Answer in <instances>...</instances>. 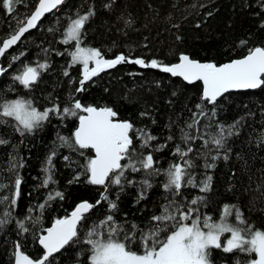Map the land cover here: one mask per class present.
I'll list each match as a JSON object with an SVG mask.
<instances>
[{"label":"trees","instance_id":"1","mask_svg":"<svg viewBox=\"0 0 264 264\" xmlns=\"http://www.w3.org/2000/svg\"><path fill=\"white\" fill-rule=\"evenodd\" d=\"M37 2L16 0L12 12L0 3V45L16 32L19 22L26 20ZM89 11L93 15L82 30L81 46L100 50L105 59L123 54L129 61L140 58L148 63L155 59L168 65L187 54L193 59L222 64L245 56L249 49L264 47V0H65L46 15L3 57V66L9 69L0 79V104L22 98L31 100L40 111L58 105L62 112L76 100L84 106L110 107L117 112L116 119L128 120L135 129L156 137L144 149L140 147L139 132L130 133L137 152H152L160 174L126 172L127 178L136 183H125L123 189L110 185L108 200L96 204L105 188L90 184L84 169L94 152L63 146L59 139H72L78 116L85 113H51L41 127L23 134L16 130L13 117L0 116V140L5 141L0 143V199L8 198L0 203V219L6 220L0 225V264H14L18 243L32 258L42 256L40 235L84 200L96 206L80 222L77 237L51 256L49 264H91V245L86 241L93 226L113 215L125 231L131 230L133 224L146 228L151 217L159 215L170 201L186 208L191 200L202 197L193 207L199 209L201 217L209 216L216 222H220L225 205L234 206L228 217L230 224L264 230V86L229 92L212 104L202 100L201 81L189 84L161 68L121 62L86 81L85 90L78 92L83 65L72 63L70 53L75 51V41H63L71 19ZM38 64H46L47 68L39 69L40 75L30 87L14 80L25 65ZM201 109L204 115L196 116L199 123L188 128L193 114ZM221 126L224 144L217 148L211 140L221 134ZM182 130L195 138L183 142ZM177 145L184 151L193 149L184 159L191 161L193 166L188 171L195 180V186L186 185L179 196L163 188L164 170L183 163L175 154ZM161 146L160 151L155 150ZM14 164L23 167L13 168ZM49 175L52 179L45 185ZM17 176L21 178V194L13 206L10 201ZM77 176L79 179H74ZM207 177H211L208 190L201 191ZM144 179L149 180L150 188L140 183ZM57 191L63 193V199L49 200V194ZM109 201H114L117 209H110ZM41 204L46 206L40 209ZM236 209L246 224L236 220ZM6 212L10 216L6 217ZM18 221L24 222L27 232L20 229ZM229 235L225 233L222 241ZM131 247L141 250L135 243ZM256 258V253L239 250L212 251L213 264H250Z\"/></svg>","mask_w":264,"mask_h":264},{"label":"snow or ice","instance_id":"2","mask_svg":"<svg viewBox=\"0 0 264 264\" xmlns=\"http://www.w3.org/2000/svg\"><path fill=\"white\" fill-rule=\"evenodd\" d=\"M14 2L16 0H0L3 8L8 12L13 11ZM62 3L64 0H38L31 16L25 21H20L22 26L18 28L15 34L3 41V46L0 47V56L16 44L24 33L36 27V22L45 13L52 12ZM91 15L93 13L89 11L71 19L63 41L65 44L69 41H75V51L70 53L72 63L83 65L78 92L85 90L86 81L97 76L106 68H112L121 62L161 68L162 71L171 73L173 76L183 77L188 82L202 81V100L212 104H215L218 97L231 89H257L264 86V47L249 49L248 54L244 57L220 65L211 62L201 63L190 59L185 54L179 56L178 63L171 65L161 64L155 59L148 63L140 58L129 61L123 54L117 55L114 59H105L100 50L81 47L82 30ZM13 59H18V57H13ZM90 61L94 62V67H89ZM45 68H47L46 64H38L36 67L25 65L23 70L13 78L28 88L37 81L40 75L39 69ZM5 71L6 69L0 68V73ZM196 107L201 108V105ZM78 110L85 114L78 116L79 125L73 133V138L59 137V139L63 146H78L79 149H90L94 152V155L87 159L84 169L88 174L90 184L102 185L105 188V193L101 194V198L96 201V204L108 200L106 193L110 185H117L123 189L125 183H136V181L127 178L126 172L137 173L143 170L149 176L160 174V170L155 168L152 152H148L147 155L137 152L136 142L130 133L139 132L140 147L144 149L150 147L151 142L156 137L147 131L135 129L128 120L116 119L117 112L110 107L84 106L79 100H76L70 108H63L62 112L58 105L40 111L33 106L31 100L22 98L6 100L0 104V116L13 117L17 122L16 130L20 131L21 134L30 133L41 127L42 123L49 119L51 113L62 116H77ZM197 115L203 116V110L201 109L198 114H193V121L187 125L188 128H193L199 123V120L196 119ZM223 131V126H221V134L211 140V143L217 148L223 147ZM228 134L231 135V131ZM194 138L182 130L183 142L188 143ZM168 139L171 140L172 137L170 136ZM0 143H5V141L0 140ZM204 143L208 145L209 141L205 140ZM162 147L164 146L155 150L160 151ZM192 151L191 147L184 151L177 145L175 154L180 156L183 163H174L164 170L166 182L163 184V188L176 196L180 195L181 189L186 185L195 186L194 177L188 171L193 165L190 160L184 159ZM55 154L53 152L52 156ZM212 159H217V157H212ZM51 162L52 157L50 156L48 158L49 166H51ZM206 166L214 167V165ZM12 167H23V165L14 164ZM51 179L52 177L49 175L44 184L47 185ZM74 179L78 180L79 176ZM210 181L211 177H207L201 191L208 190ZM140 183L148 188L152 186L148 179H144ZM20 185L21 178L17 176L15 192L10 201L13 206L17 202L16 198L21 194ZM54 198L63 199V193L57 191L54 195L49 194V200ZM143 198L144 193L141 192L140 199ZM202 199V197H197L191 200L186 208L182 205H176L175 201H170L163 206L159 215L151 217L146 228H140L139 225L133 224L129 231H125L123 225L118 224L113 215H108L100 221L99 225L93 226L87 233L86 242L91 245V264H213L212 251L221 248L224 252L239 250L256 253L257 258L251 260L250 264H264V230H254L251 226L240 227L230 224L228 217L232 215L234 206H224V213L220 217V222L212 220L209 216L201 217L199 209L193 206ZM6 201H8L7 197L0 199V203ZM45 206V204L39 205L40 209ZM95 206L84 200L76 205L69 217L55 220L52 226L45 230L46 234L39 237V244L42 245L44 254L36 259L24 254L18 243L15 253L16 264H49V257L59 252L65 245L73 241V238L77 237L78 223L87 219V213ZM109 208L115 210L117 204L114 201H109ZM5 216H10V213L6 212ZM235 218L241 225L246 224L239 209L235 210ZM38 220L39 218H37ZM4 223L6 220L0 219V225ZM17 223L23 232L28 231L23 221ZM224 233H230L226 242L221 239ZM133 243L141 250L134 251L131 247Z\"/></svg>","mask_w":264,"mask_h":264},{"label":"water","instance_id":"3","mask_svg":"<svg viewBox=\"0 0 264 264\" xmlns=\"http://www.w3.org/2000/svg\"><path fill=\"white\" fill-rule=\"evenodd\" d=\"M65 1V0H64ZM37 4H38V2H37ZM63 4V3H62ZM61 4V5H62ZM61 5H59L58 6V8L61 6ZM37 6V5H36ZM36 8V7H35ZM58 8H56V9H54L52 12H50V13H45V15L44 16H42L41 18H40V20H38L37 22H36V27H34V28H31L29 31H31V30H33V29H35V28H37V26L40 24V22L42 21V19L46 16V15H48V14H51V13H53L55 10H57ZM35 11V9L33 10V12ZM32 12V13H33ZM31 13V14H32ZM31 14L28 16V17H30L31 16ZM27 17V18H28ZM26 18V19H27ZM22 26V25H21ZM18 30V29H17ZM16 30V31H17ZM28 31V32H29ZM27 33V32H26ZM26 33H24L22 36H21V38H20V40L24 37V35L26 34ZM13 34H15V32L13 33ZM13 34H11V35H13ZM10 35V36H11ZM10 36H8V37H6L5 39H8ZM4 39V40H5ZM3 40V41H4ZM20 40H18L17 42H16V44H14V45H12L9 49H7L6 50V52H5V54L4 55H2V56H0V68H4V69H6V71L5 72H3V73H0V79H1V77L8 71V67H5V66H3V63H2V59H3V57L12 49V48H14L18 43H19V41ZM3 41H2V43H1V45H0V47H2L3 46ZM259 47H261V46H259ZM185 55H187V54H185ZM247 55V54H246ZM190 57V56H189ZM244 57V56H243ZM242 58V57H241ZM190 59H193V58H191L190 57ZM235 59H240V58H235ZM235 59H232V60H235ZM193 60H197V59H193ZM197 61H199V62H201V63H209V62H204V61H200V60H197ZM231 61V60H230ZM230 61H227V62H224V63H228V62H230ZM179 62V60L177 61V62H174V63H178ZM174 63H171V64H174ZM211 63H214V62H211ZM224 63H222V64H224ZM171 64H168V65H171ZM216 64V63H215ZM217 65H220V64H217ZM171 76H173L171 73H169ZM174 77H179V78H181L184 82H186V83H189V84H191V83H194V82H197V81H193V82H188V81H185L184 79H183V77H180V76H174ZM201 83H202V92H203V82L201 81ZM258 89V88H257ZM247 90H256V89H231V90H229L227 93H229V92H236V91H247ZM227 93H224L222 96H224L225 94H227ZM221 96V97H222ZM220 97H218V99H219ZM78 125H79V122H78ZM78 127V126H77ZM82 202V201H81ZM89 202V201H88ZM80 203V202H79ZM78 203V204H79ZM76 208V206L74 207V209ZM73 209V210H74ZM72 210V211H73ZM71 211V212H72ZM71 212H70V214L69 215H67V216H65V217H69L70 215H71ZM88 214V213H87ZM65 217H61V218H58V219H63V218H65ZM57 220V219H56ZM55 222V221H54ZM53 222V223H54ZM52 223V224H53ZM52 224L49 226V227H51L52 226ZM79 224L80 223H78V225H77V228H78V226H79ZM48 227V228H49ZM43 234H46V232H44V233H42L41 235H43ZM40 235V236H41ZM38 243H39V239H38ZM40 245V244H39ZM66 246V245H65ZM64 246V247H65ZM40 247L43 249V247H42V245H40ZM63 249V248H62ZM62 249H60V251L62 250ZM17 250V249H16ZM20 250L22 251V249L20 248ZM43 251H44V249H43ZM59 251V252H60ZM23 252V251H22ZM59 252H57V253H59ZM15 253H16V251H15ZM24 254H26V255H28L26 252H23ZM57 253H54L53 255H55V254H57ZM44 254V253H43ZM52 255V256H53ZM29 256V255H28ZM29 257H31V256H29ZM32 258V257H31ZM50 258V257H49ZM34 259V258H33ZM14 264H16V256L14 257Z\"/></svg>","mask_w":264,"mask_h":264},{"label":"rangeland","instance_id":"4","mask_svg":"<svg viewBox=\"0 0 264 264\" xmlns=\"http://www.w3.org/2000/svg\"><path fill=\"white\" fill-rule=\"evenodd\" d=\"M81 47H83V48H90V47H84V46H81ZM89 67H90V68H91V67H94V62L90 61V62H89ZM218 222H219V221H218ZM224 234H225V233H224ZM224 234H223V235H224ZM223 235H222V236H223ZM229 237H230V235H229L228 237L225 238V241H224V242H226L227 238H229ZM221 239H222V237H221Z\"/></svg>","mask_w":264,"mask_h":264}]
</instances>
